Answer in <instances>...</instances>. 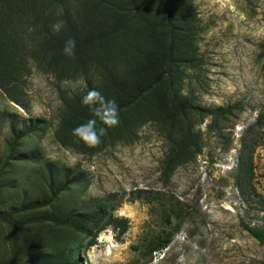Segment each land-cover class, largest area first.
<instances>
[{
	"label": "rangeland",
	"instance_id": "obj_1",
	"mask_svg": "<svg viewBox=\"0 0 264 264\" xmlns=\"http://www.w3.org/2000/svg\"><path fill=\"white\" fill-rule=\"evenodd\" d=\"M190 1L198 65L181 67L176 89L194 105L232 112L192 117L201 150L169 176L171 136L154 120L134 129L132 142L95 153L60 143L64 103L89 77L60 78L29 59L19 100L0 88V214L19 221L0 217V264L68 261L74 231L48 217L99 202L126 229L108 224L93 245L78 233L80 264H264V243L250 231L264 229V0ZM44 171H75L79 181L34 207L50 197ZM168 232L169 244L150 254L149 241Z\"/></svg>",
	"mask_w": 264,
	"mask_h": 264
},
{
	"label": "trees",
	"instance_id": "obj_2",
	"mask_svg": "<svg viewBox=\"0 0 264 264\" xmlns=\"http://www.w3.org/2000/svg\"><path fill=\"white\" fill-rule=\"evenodd\" d=\"M191 8L190 0H0V88L17 102L16 90L29 71V59L60 78L89 77L86 91L64 103L56 131L60 143L95 153L117 142H132L134 129L154 120L171 136L164 166L169 176L201 150L200 132L194 130L192 117L214 115L216 119L220 113L232 112V107L213 110L194 105L176 89L181 67L198 65ZM57 21H63L64 27L53 33L51 25ZM69 37L77 41L73 58L62 51ZM92 88L116 100L120 123L109 128L98 145L90 147L79 142L72 129L93 116L90 108L81 104L82 96ZM263 115L259 114V120ZM34 130L35 126H29L15 135L11 156L18 142ZM41 176L49 183L50 197L34 207L51 204L79 181L75 171H62L61 175L44 171ZM178 205L182 209V203ZM66 206L48 219L56 227L74 231V238L65 243L71 256L68 261L47 264H80L78 233L88 236V244L93 245L97 233L108 224L119 225L120 232L126 229L125 220L108 215L103 202L80 210ZM172 211L178 217L180 212ZM171 216L166 211L165 219L170 221ZM0 217L19 222L6 214ZM250 231L264 243V229ZM171 239V232L153 237L148 252L163 250Z\"/></svg>",
	"mask_w": 264,
	"mask_h": 264
},
{
	"label": "clouds",
	"instance_id": "obj_3",
	"mask_svg": "<svg viewBox=\"0 0 264 264\" xmlns=\"http://www.w3.org/2000/svg\"><path fill=\"white\" fill-rule=\"evenodd\" d=\"M64 27L63 21L51 25L53 33H59ZM77 41L69 37L64 41L63 54L69 58L75 56ZM83 83V82H82ZM86 86V85H85ZM81 104L88 106L93 116L86 122L78 124L72 129V135L84 144L92 147L101 142L109 128L120 123L119 106L114 98L104 96L96 88L89 89L81 98ZM98 123L102 126H98Z\"/></svg>",
	"mask_w": 264,
	"mask_h": 264
}]
</instances>
